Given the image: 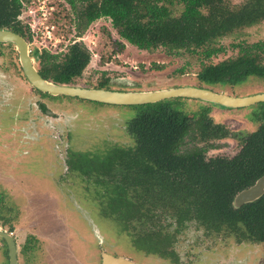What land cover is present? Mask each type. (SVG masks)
<instances>
[{"label": "rangeland", "instance_id": "374dc122", "mask_svg": "<svg viewBox=\"0 0 264 264\" xmlns=\"http://www.w3.org/2000/svg\"><path fill=\"white\" fill-rule=\"evenodd\" d=\"M56 1L64 7L61 19L54 22L55 29L51 33L31 35L28 39L37 65L39 51L65 53L73 42L78 41L90 50L91 60L76 79L77 85L98 87L105 82L110 88L143 91L200 84L198 55L189 52L170 54L163 47L154 51L140 49L122 38L107 17L95 20L80 32L77 15L68 0ZM246 1L228 0V4L237 8ZM181 9L176 6L175 13H180ZM25 30L28 32L29 29ZM79 36L84 40H79ZM263 41L264 18L221 38L219 44L225 49L211 60L219 62L237 56L240 47L235 45L239 43L247 45ZM209 86L233 95H252L264 92V78L251 76L236 85ZM11 92L26 102L36 99L33 96L37 95L24 79L16 47L11 43H0V93L4 94V101ZM39 98L54 114L48 117L41 113L39 124L31 122L23 126L29 129L34 125L35 130L25 134L28 144L19 143L22 136L16 132V125L10 124L9 115H6L5 125L0 123V190L8 195L9 205L2 208V220H7V229L13 225L19 264H100L102 249L144 264H176L138 250L133 243V234L124 230L115 219L107 218L106 212L102 214L98 199L101 203L107 199L98 198L95 192L98 176H81L66 165L73 153L103 156L114 146L134 145L126 127L137 115V110L76 97ZM4 101L3 104L7 103ZM204 105L211 106V116L216 123L227 125L233 132L229 137L216 140L218 146L210 149L208 156L235 155L241 147V138L261 122L255 117L260 110L259 104L226 108L199 99H184L179 107L184 112L196 114ZM13 125L16 129L11 128ZM33 139L35 141L30 142ZM192 145L188 141L187 146ZM117 168L119 171L115 175L123 178L124 166ZM101 177L111 183L119 181L112 178V174ZM138 192L136 186L130 189L133 197ZM150 193L147 192L148 198ZM103 210L106 211L105 206ZM156 215L158 225L159 221L163 225L172 222L168 210L156 211ZM140 222H135L131 230L142 233L145 227ZM149 223L153 224L152 221ZM181 233L176 248L183 258L178 264H264V244L240 243L227 231L207 232L202 225L192 221ZM28 235L37 237L32 241L35 246L31 250L23 247ZM5 248L0 239V264H9Z\"/></svg>", "mask_w": 264, "mask_h": 264}, {"label": "trees", "instance_id": "16d2710c", "mask_svg": "<svg viewBox=\"0 0 264 264\" xmlns=\"http://www.w3.org/2000/svg\"><path fill=\"white\" fill-rule=\"evenodd\" d=\"M53 1L57 8L53 22H57L64 4ZM22 2L31 0H0V29H12L27 36L28 26L18 20ZM68 2L77 15L80 32L95 20L107 17L122 38L140 49L154 51L163 47L170 54L198 55L201 68L197 76L201 86L236 85L251 76L264 78V41L239 43L235 45L240 47L237 56L219 62L211 60L225 49L219 44L221 38L264 18V0H247L237 8H232L228 0ZM176 6L182 7L178 14ZM90 60L87 46L75 41L65 53L43 50L40 72L53 82L75 84ZM105 85L101 82L98 87ZM181 101L182 98H173L137 105L139 115L130 124V130L137 136L136 149L112 148L102 158L75 155L70 159L72 166L88 173L110 172L118 164L124 166L125 178L133 176L137 182L149 175L158 177L171 189L181 222L193 217L209 229L230 230L240 242L264 243V194L242 206L234 205L235 196L264 174V103H260L256 113L262 123L246 137L238 154L231 158H207L206 151L212 144L187 147L186 142L196 139L198 133L207 141L222 132L223 126L215 124L209 115L211 106H203L190 116L180 109ZM123 185L116 184L120 188L119 197L112 199L115 209L121 211L118 205H129ZM6 197L0 191V207H7Z\"/></svg>", "mask_w": 264, "mask_h": 264}, {"label": "flooded vegetation", "instance_id": "af4514ba", "mask_svg": "<svg viewBox=\"0 0 264 264\" xmlns=\"http://www.w3.org/2000/svg\"><path fill=\"white\" fill-rule=\"evenodd\" d=\"M23 3L24 2H22V4ZM22 12H23V8H22V11L20 12V14L18 15V20L21 22V24L26 26L27 21H26L24 15L22 14ZM26 34H27V36H24L22 34L21 35L28 42L29 49H30V56L32 57L34 65L36 66V68L40 72V62L38 61L39 65L36 64V62L34 60L35 55L32 53L33 51L30 48V43L28 40L31 37V31L30 30H28V32L26 31ZM42 52L43 51H39V53H38L39 55H37L38 60L40 59V55L42 54ZM50 52L54 53L52 51H50ZM58 53H62V52H58ZM58 53H55V54H58ZM18 57H19V54H18ZM21 68H22V65H21ZM22 72H23L25 81L29 82L31 84V86L33 87V89L37 92V95L33 96V98H36V99L32 98L33 100L32 101L30 100V102L22 101V99H17L16 98L17 96H15L14 93L11 92V94H9L7 98H5V101H7V103H6L3 100V97H5L4 94L0 93V99L5 102L4 104L2 103V101L0 102V108H2V111L0 112V123H2V125H5L6 117H7L6 115H9L10 124L11 125L15 124L17 129L15 128V125H13L11 128H15L17 130L16 132L22 136V139H21L22 142H19V143L20 144H23V143L28 144L25 134L28 135L35 130V129H33V127H34L35 123L39 124L40 114L44 113L48 117L53 116V114H54V112L50 111V109H48L46 107V104L44 102H42L39 97L40 96L72 97V96H67V95L55 96V95H51L47 92H43V91L39 90L38 88H36L28 80V78L24 74L23 68H22ZM197 86H201V85H197ZM202 86L209 87V88H212L213 90H216L213 87H210L207 85H202ZM104 87L110 88V86H104ZM112 89L125 90L123 88H112ZM130 91H134V90H130ZM216 91H218V90H216ZM218 92H223V91H218ZM224 93H227V92H224ZM227 94H230V93H227ZM231 95H233V94H231ZM238 96H240V95H238ZM76 98H78V97H76ZM176 98H182V100L192 99V98H184V97H176ZM169 99H173V98H169ZM82 100H85V99H82ZM87 101H90V100H87ZM20 102H21V104H20ZM93 102H95V101H93ZM205 102L210 104V102H207V101H205ZM98 103H100V102H98ZM260 103H264V102H260ZM260 103H256V104H259V108H260ZM104 104H107V103H104ZM256 104H253V105H256ZM112 105H116V104H112ZM140 105H142V104H140ZM6 106H8L9 111L5 110V108H7ZM118 106H128V107L135 108L137 110V115L129 121V123L127 124V127H126L128 134L131 135V137L134 139L135 143H134V145L127 146V147L117 145V146H114L112 148H124V149L133 148V149H136L137 145H138L137 136H136V134L132 133V131L130 130V124L139 115L140 110L137 107V105H118ZM204 106H208V105H204ZM250 106H252V105H250ZM226 108H228V107H226ZM189 115L192 116L194 114H189ZM209 115L211 116V112L209 113ZM255 117L259 119V117H257V115ZM213 121L215 124H219V125L223 126L222 132L219 133L221 135H219V134L215 135V136L211 137L209 140L204 141L200 138L199 133H198V137L196 139L194 138V140L191 142L193 143V145L196 144L198 146H203L206 144H212L213 146L209 147L208 150L206 151L207 158L216 157V156H227V155L208 156V152L210 149L217 148L218 143L215 142L216 140L223 139L225 137H229L231 134H233L232 130H230V128L227 125H225L223 123H216L214 119H213ZM260 121H261L260 122V124H261L262 120H260ZM31 122H33L34 125L32 124L31 125L32 127H30L29 129H26L25 127H23L26 123L30 124ZM259 125H258V127H259ZM255 130H253V131H255ZM253 131L246 133L244 135V137L241 138L242 144H241L239 151L236 154H238L241 151L246 137L249 134H251ZM34 141H35V139L30 140V142H34ZM186 143H188V141ZM112 148H110V149H112ZM110 149H108L106 152H108ZM104 154H103V156H104ZM75 155H88L90 157H99V158L103 157L101 155H95L94 156V155H89V154L73 153L72 156L70 157V159L73 158ZM235 155H233V156H235ZM233 156H227V157L231 158ZM70 159L67 161V164H66L67 168L70 167L71 170L79 172V174L81 176H88V177H90V175L98 176L99 180L97 179V181H95V185L98 189L95 192L98 194L97 195L98 198H100V196H101L103 199H105V198L107 199L106 201H104V203L103 202L101 203V199L97 198L99 200L98 205L102 206V214L105 215L104 212H106L107 215H105V216H107V218L115 219L121 225V227L124 230L127 229V232H130L131 234H133V243H134V246L138 250L140 249V250L147 251L149 254H152L153 256H156L158 258L166 259L170 263H171V261L176 263V264H178L180 262V259H182L183 256L181 255V251L176 248V244L180 240L179 238L182 235L181 232L185 228L186 224L190 221L195 222L197 224L199 223L200 225H202V224L200 223V221L198 219L193 218V217H190V218L184 220L183 222L180 221L179 211H178L179 208L176 205L175 199H173V196L171 195V193H172L171 189H169V186L167 184H164L158 177L152 178L151 175H149L150 177H145L143 180H140V182H137L136 179H133V176H130L129 178H127V177L125 178V176L123 175V178H122V176H120L121 178H119L118 176L115 175L116 171L117 170L119 171V169L117 167H119L120 165H118V164L116 166H114L110 172H104V171H100V172L92 171V172H88V173L83 172L78 168H74L72 166V162H71L72 159L71 160ZM72 168H74V169H72ZM124 173H126V172H124ZM104 174L107 176L112 174V178H116L119 181L116 183H111L110 182L111 180L109 181V179L106 181H103V178L101 177L102 178L101 179L100 176H102ZM262 176H260V177H262ZM256 181H255V183H256ZM120 183L124 184L123 186L126 189L124 193H125V196L129 202V203H127L129 205H127V206L118 205V206L122 207V209H123L122 211L116 210L115 209L116 205L112 204V199L115 197H119L120 188L119 187L116 188V184H120ZM254 184H252V185H254ZM252 185H250L244 189H247V188L251 187ZM133 186H136L139 189L138 193H134V194H136L135 197H133V195L130 193V189ZM0 191H2L7 196L6 201H7V206H9L8 205V195L6 194L5 191H3V190H0ZM148 191H151V193L149 194V198L147 195ZM104 206L106 208V211L103 210ZM2 208L4 209V207H0V227H2L3 229H6L14 237V240H15L17 248H18L17 238L12 233L13 230H11V224H10V228L7 229L5 227L7 224V220L6 221L2 220V218H3V213H2L3 209ZM161 210H168V212L171 213L172 222L170 224L165 223V225H163L159 221V225H158L157 218H156V216H157L156 211H161ZM140 221L143 222L142 224H144V227H145V229L143 231H141L142 233H137L133 229L131 230L132 225L135 224V222H140ZM150 221H152L153 224H150L149 223ZM202 226L204 227V229L207 230V232H215V233L219 232L220 233L222 231H227V232H229L235 236L234 233H232L230 230H228L226 228H223V230H221V231H216L214 229H209L204 225H202ZM31 237H32V240L30 241ZM0 239L2 240L3 244H5L6 255L8 256V262H9L8 245L2 237H0ZM35 239H37V237H35L34 235H28L27 240L24 243L23 247L31 250V248L35 246V244H32V241L33 240L35 241ZM238 242H240V241H238ZM240 243L264 244V243L249 241V240L248 241L244 240V241H241ZM189 251H190V249L187 252L189 253ZM105 252L108 254L115 255V256H122V255L110 253L108 251H105V249H102L101 250V262H100V264H102V254ZM18 259H19V248H18ZM158 260H160V259H158ZM142 264H144V263H142Z\"/></svg>", "mask_w": 264, "mask_h": 264}, {"label": "water", "instance_id": "95a60500", "mask_svg": "<svg viewBox=\"0 0 264 264\" xmlns=\"http://www.w3.org/2000/svg\"><path fill=\"white\" fill-rule=\"evenodd\" d=\"M0 43H11L16 47L24 74L28 80L39 90L51 95H67L85 100L116 104V105H140L153 103L164 99L184 97L204 100L216 105L228 108H243L256 103L264 102V92L252 95L238 96L224 92H218L212 88L197 85H183L157 90H117L105 87H88L77 84H62L46 79L36 68L30 56L29 44L18 32L3 28L0 29ZM264 194V175L254 185L240 191L234 198V205L239 207L252 202ZM2 237L9 251V264H19L18 248L14 237L0 227ZM102 264H142L125 256H115L108 253L102 254Z\"/></svg>", "mask_w": 264, "mask_h": 264}, {"label": "built area", "instance_id": "2783aa9c", "mask_svg": "<svg viewBox=\"0 0 264 264\" xmlns=\"http://www.w3.org/2000/svg\"><path fill=\"white\" fill-rule=\"evenodd\" d=\"M23 12L28 29L31 35H39L40 33H51L56 24L53 22V16L56 12V4L53 0H31L30 3H23ZM79 40L84 37L79 36Z\"/></svg>", "mask_w": 264, "mask_h": 264}]
</instances>
